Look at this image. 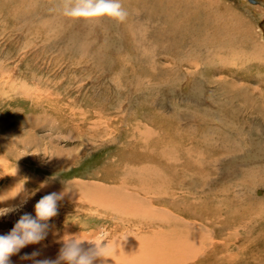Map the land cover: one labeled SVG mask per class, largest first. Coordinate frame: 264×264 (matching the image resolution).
Here are the masks:
<instances>
[{"label": "rangeland", "instance_id": "1", "mask_svg": "<svg viewBox=\"0 0 264 264\" xmlns=\"http://www.w3.org/2000/svg\"><path fill=\"white\" fill-rule=\"evenodd\" d=\"M12 1L0 0V209L24 203L0 216V234L23 213L35 215V204L54 191L64 198L48 223L71 219L57 238L50 227L43 240L50 249L71 239L63 230L70 226L81 231L77 235L91 234L89 241L110 244L119 220H108L105 208L90 212L96 207L84 193H96L98 181L110 186L126 179L111 172L122 167L133 176L147 175L143 181L151 189L181 198L163 211L171 209L172 217L187 224L173 225L175 234L186 232L189 246L176 255L185 264H264V159H252L257 144L264 148L262 2H121L127 32L114 18L113 26L96 23L89 38L83 34L70 50L43 39L45 27L43 38L33 27L23 28L33 22L29 14L14 20L30 8L47 19L45 8L62 5L63 11L54 12L63 13L68 0ZM62 24L66 31L69 22ZM235 24L242 27L231 31ZM230 32L221 49L220 38ZM146 153L153 159L134 162ZM44 248L43 256L50 251Z\"/></svg>", "mask_w": 264, "mask_h": 264}, {"label": "bare ground", "instance_id": "2", "mask_svg": "<svg viewBox=\"0 0 264 264\" xmlns=\"http://www.w3.org/2000/svg\"><path fill=\"white\" fill-rule=\"evenodd\" d=\"M17 1H19V0H17ZM251 1L253 3L256 2V1H261L262 2L261 4L263 5L262 9H264V0H251ZM121 2H124L128 6L132 5V4H130V3H132L130 0H121ZM25 3H26V5H30L29 1H27ZM50 4L51 3H48L47 5L44 4V5L49 7ZM133 4H135V3L133 2ZM52 7H53V4H52ZM59 8H61V10L63 11V6L62 5L60 6V5H56L55 4L53 9L45 8V10L47 11V13H46L47 19L44 16L43 17L45 19L44 18H39L38 14H37V11H36V8H30V9H32V10L29 9L30 11H23V10H22V12L19 11L20 13L17 14V19H15L14 17L13 18H14V20H18V19L24 18L26 16V14H29L33 18V22L30 25L28 23H25V25L23 24L24 25L23 28H25L26 30H29V28L31 26V27H33L35 29L36 32L38 31L37 34L40 35V37L43 38V36H41V32H42L41 29L43 27H45L47 29L45 34L48 37L46 36V38H43V39H46V40H51L52 39L56 46L65 47L66 49H70V50H74L75 49L74 45L76 46V44H74V41L78 40L79 38H81L83 34L86 35V36L83 35L84 37H88L89 38L90 33L97 28V24H100V22H104V23H107V24L112 25V26H113V24L115 22V21H113V23H112V18L108 17V16L95 17L94 19L93 18H89L88 19V18H83V17L71 18V16H70L69 21H67V16L68 15L65 16L66 11L63 12V13H62V11H61V13H55L54 12L55 10H57ZM53 13H55V14H53ZM261 14L263 15V13H261ZM185 15H187V14H185ZM40 17H42V16H40ZM182 17L186 18V16H182ZM185 18H184V20H185ZM127 20H129L128 16H127ZM40 22L42 23V26H41ZM44 22H46L45 26H44ZM63 22H65V23L69 22V24L67 25L69 27H67L66 31L62 30V28H61V25H63L62 24ZM91 25L94 26L93 30H91L92 29ZM121 25H125V27H121L124 32H127L126 31L127 27L130 28V25H128L126 22H122ZM239 26H241V25H239ZM239 26L235 24V25L230 26L229 29L231 31H237V30H240V28L242 27V26L241 27H239ZM50 30L54 31V33H52V34H54L53 36H50V34H49ZM230 34H233V33L230 32L227 36H222L220 38L221 43L224 44L223 46L221 45V47H220L221 49L226 46V43L230 39L229 38ZM236 37L238 38L237 35H236ZM234 39L237 40L236 38H234ZM89 40H91V39H89ZM84 43H86V41ZM209 44H211V43H209ZM230 44L233 45V43H231V41H230ZM221 49H220V51H222ZM216 50H218V48ZM220 51H218V52H220ZM83 53H84V51H83ZM85 54H87V53H85ZM225 59H226V57H225ZM227 60H228V58H227ZM238 60H240V59H238ZM228 65H230V64H228ZM164 81H167V80H164ZM227 126L228 127H225V128L226 129H230L231 132L234 130V128H230V127H233V125H228L227 124ZM236 127H238V126H236ZM237 135H239V136L241 135L240 132H239V129L238 130L236 129V131H234V139H236V141H238V139H239V137ZM137 136H139V135H137ZM217 138L221 139V136H219ZM145 151H147V150H145ZM118 156H119V154H118ZM261 158L264 159V148H262L259 144H257V146H256V154H255V156L252 157V159L259 160ZM143 159L152 160L153 158L149 154L146 153V154H143L141 157H138V155H135L133 160H134V162L139 163ZM135 171H136V169H135ZM171 171H173V170H171ZM111 172L117 173V174H114V175H119V176H121L123 178L126 177V179H124L122 181L121 180H119V181H111L112 183H110V186L106 185V184L105 185L100 184L99 181H98V183L97 182L95 183L93 181L95 183L94 184L95 185L94 189H95L96 193L94 191H91V192L90 191H85V193H84L85 196H86V194H88V198H87L88 202L87 203H90L94 207H96L94 209V211H90V212H98V211H101L102 209L105 208V209H107L109 211L108 215L105 216L108 220H112V219H118L119 220V221H115V223L117 222L116 228H115V226L113 227V228H115V230H114L115 233L111 232V235L115 236V239L110 244H108V251H107V256L108 257L106 258V264H185L187 262V260L186 259H182V258H178V256H176V255L178 254L179 251L182 252L183 251L182 249L187 248L189 246V245L187 246L186 232L183 233V232L179 231V232H177L178 234H175L176 230L174 231V229H173V225H174L175 222H177V221L182 222V221L177 220L175 217H172V213H171L172 210L171 209H168V213L163 211L164 210V206L170 207V208L174 207V206H177L178 205L177 203H178L179 199H181V198H179L175 192H171V191L169 192V190L166 191L165 189L159 190L160 187H159L158 190L156 188L155 189H151L150 188V184L147 181H143V179H147V175H144V174L140 175L139 174V175H134L133 176L132 174H130L132 171H130L129 169L124 170V169H122V167H119V168L118 167H114ZM123 175H125V176H123ZM140 177H142L141 178L142 179L141 182H139V183L137 182L138 184L134 185V181L137 178H140ZM86 184H81V185H86ZM86 186L88 187V185H86ZM48 187H50V186H48ZM36 189H38V187ZM41 189H43V188H41ZM46 191H49V190H46ZM42 192H40V193H42ZM51 192H54V191H51ZM79 192H80V190H79ZM84 194H83V196H84ZM73 195H74V193H73ZM90 195H91L92 198H90ZM81 197H82V195H81ZM34 199H35V196H34ZM80 200H82V199H80ZM80 200H79V202H80ZM167 200H170V201L166 202ZM72 205H73V203L69 202V204L67 205V208L69 209ZM160 209H162V210H160ZM184 209H186V208L183 207V209H181V210L183 211ZM58 215H59V213H58ZM70 215H72V214H70ZM70 219H67V221H65V222L68 223V220H70ZM58 220H59V218H58ZM144 220H149V222L152 223V224L146 223V221L144 222ZM59 221H56V222H53V223H49L50 226L52 227L53 236H55V235L57 236V234H59L58 232L61 231V230H59V229H61V226H64L66 224V223H62V222L60 224ZM183 222L179 223V224H181L182 226L185 227L187 224H185V222L184 223ZM57 223H59V224H57ZM151 225L152 226H156V228H160L161 227V230H159L157 232L156 231L153 232V230H149V226H151ZM162 226H164V228H163L164 230L162 229ZM117 227H118V229H117ZM144 227H147L148 230L145 231L143 229ZM203 228H204V225H203ZM76 229L78 231H75ZM63 230H64V232L68 233L70 238H73L72 236H76L75 238H77V239L88 240V237L91 236V234L88 236V235H86V233H83V234L82 233H80V234L78 233L79 235H77V232H81V231L78 228H74V227H71V226L70 227H66ZM65 234H63V236H65ZM189 234H190V232H189ZM60 235H61V233H60ZM118 236H121V238L117 239ZM95 238H96V236H95ZM60 240L62 241V239H60ZM188 240L190 241V238ZM97 241L98 240H96V242ZM54 244H53V246H51V249L46 243H44V241H42V242H40L38 244H30V245L24 247L23 249H21L18 254H15V255H19L20 256V257H18V259H15V255H13L11 257L12 264H32L31 260H22L21 257L25 253H29V252L32 253L33 251H39L40 247H45L44 249H46L47 251H49V249H50L49 253H47V252L45 253L43 251L44 252V256L40 252V259L41 258L42 259L49 258V259L55 260L58 257V254H59L60 248L62 247V244H61V247L60 246H56ZM49 245H51V244L49 243ZM87 245H86V242H85V246L86 247H87ZM109 249H110V253L111 254H109ZM186 250H188V249H186ZM192 250H193V248H192ZM195 251H197V250H195ZM127 253L139 254V256H141V257L135 258L137 256V255H135V256H133L134 257L133 258L131 256V254L130 255L128 254L129 256H127ZM201 254H203L202 251H201ZM16 258H17V256H16ZM153 258H155V260H152ZM124 261H125V263H124ZM96 264H105V261L104 260H97Z\"/></svg>", "mask_w": 264, "mask_h": 264}, {"label": "clouds", "instance_id": "3", "mask_svg": "<svg viewBox=\"0 0 264 264\" xmlns=\"http://www.w3.org/2000/svg\"><path fill=\"white\" fill-rule=\"evenodd\" d=\"M66 14L83 18L108 16L119 22L125 21L128 16L121 0H68ZM63 198V192H51L44 195L34 206L35 215L28 212L23 213L9 232L0 234V264H12L11 257L18 254L21 249L46 239L51 227L48 222L58 215L59 202ZM23 203L6 209V211L0 209V216L18 211L23 207ZM72 237L63 240L55 260L37 259L40 256L39 251L25 253L21 259L31 260L32 264H96L97 260H104L106 264L107 244H97L94 241ZM85 242H88L87 247Z\"/></svg>", "mask_w": 264, "mask_h": 264}]
</instances>
